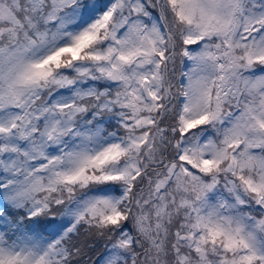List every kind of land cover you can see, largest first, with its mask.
<instances>
[{"label":"snow or ice","instance_id":"snow-or-ice-1","mask_svg":"<svg viewBox=\"0 0 264 264\" xmlns=\"http://www.w3.org/2000/svg\"><path fill=\"white\" fill-rule=\"evenodd\" d=\"M0 264H264V0H0Z\"/></svg>","mask_w":264,"mask_h":264},{"label":"trees","instance_id":"trees-1","mask_svg":"<svg viewBox=\"0 0 264 264\" xmlns=\"http://www.w3.org/2000/svg\"><path fill=\"white\" fill-rule=\"evenodd\" d=\"M101 247H102V246H101ZM101 247H99V248H98V252H100V251H101Z\"/></svg>","mask_w":264,"mask_h":264}]
</instances>
